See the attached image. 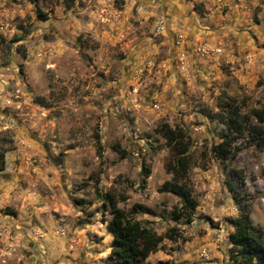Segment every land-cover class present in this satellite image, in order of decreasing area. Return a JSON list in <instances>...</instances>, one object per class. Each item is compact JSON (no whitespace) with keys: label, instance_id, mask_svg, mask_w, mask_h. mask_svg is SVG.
<instances>
[{"label":"rangeland","instance_id":"rangeland-1","mask_svg":"<svg viewBox=\"0 0 264 264\" xmlns=\"http://www.w3.org/2000/svg\"><path fill=\"white\" fill-rule=\"evenodd\" d=\"M226 101L264 130V0H0V264H116L97 189L142 206L158 234L182 232L150 264H236L240 207L264 230V133H237ZM163 123L191 143L190 222L160 190Z\"/></svg>","mask_w":264,"mask_h":264},{"label":"trees","instance_id":"trees-1","mask_svg":"<svg viewBox=\"0 0 264 264\" xmlns=\"http://www.w3.org/2000/svg\"><path fill=\"white\" fill-rule=\"evenodd\" d=\"M36 101L46 104L44 97L41 96L36 97ZM223 105L227 106L228 110L227 116H222V119L228 121L237 133L240 135L245 134L246 131L257 134H260L261 131L262 134L264 133L260 126L252 125L242 119L239 105L228 101ZM252 114L259 122H264V108L253 109ZM158 131L174 150V156L168 162L171 178L164 183L160 190L173 191L180 197L181 205L175 208L173 217L175 220L184 217L185 222H190L198 205V200L188 185L192 162L189 150L191 143L183 128L171 127L168 123H163ZM221 138L220 142L212 146V151L216 158L224 162L230 154L235 156L236 152L231 151L233 140L228 133L223 131ZM98 145L101 149L102 144L99 140ZM114 149L121 156L126 153V150L120 149L119 145H115ZM147 169L145 176L149 174V168ZM231 171L233 174L237 173V170L231 169ZM238 175L243 179L241 174ZM227 182L229 188L233 190V182L230 179ZM96 193L104 206L110 205L111 207L112 218L108 223V229L113 239L109 256L116 264H150L147 260L148 256L162 247L161 242L164 237L169 239L183 237L182 232L176 227H172L164 235H160L153 227L139 220L135 214L142 211V206H139V210L135 208L136 206L127 210L118 205L116 194L109 191L101 192L99 189L96 190ZM126 198L125 194L121 197L122 200ZM232 221L235 229L231 233L234 243L231 258L236 264H264V230L253 221L249 208L246 205L240 207L239 215Z\"/></svg>","mask_w":264,"mask_h":264}]
</instances>
